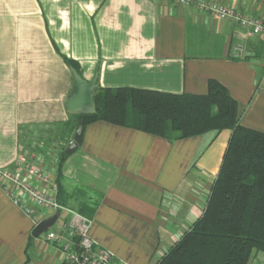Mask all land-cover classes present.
I'll return each mask as SVG.
<instances>
[{
	"label": "crops",
	"instance_id": "1",
	"mask_svg": "<svg viewBox=\"0 0 264 264\" xmlns=\"http://www.w3.org/2000/svg\"><path fill=\"white\" fill-rule=\"evenodd\" d=\"M217 1L264 15V0ZM238 43L244 51L234 57ZM63 56L101 88L205 94L217 79L238 102L240 123L264 132V43L238 23L171 0H0V167L33 150L51 175L58 149L72 143L74 79ZM231 133L168 140L90 123L63 165L66 207L102 197L90 218L98 246L116 264H156L205 213ZM33 229L0 187V264H67ZM250 264H264V254Z\"/></svg>",
	"mask_w": 264,
	"mask_h": 264
},
{
	"label": "trees",
	"instance_id": "2",
	"mask_svg": "<svg viewBox=\"0 0 264 264\" xmlns=\"http://www.w3.org/2000/svg\"><path fill=\"white\" fill-rule=\"evenodd\" d=\"M63 57L82 75L76 60ZM94 102L95 113L76 115L85 126L106 121L168 140L232 131L205 213L156 264H250L254 252L264 254V132L240 123L238 102L224 84L210 79L205 94L97 87ZM65 149L52 160L51 176L66 206ZM101 199L78 212L91 218Z\"/></svg>",
	"mask_w": 264,
	"mask_h": 264
},
{
	"label": "built area",
	"instance_id": "3",
	"mask_svg": "<svg viewBox=\"0 0 264 264\" xmlns=\"http://www.w3.org/2000/svg\"><path fill=\"white\" fill-rule=\"evenodd\" d=\"M171 1L179 6L196 7L221 20L234 21L245 30L247 37H260L264 43V15L245 14L217 0ZM243 51V44L234 45V57L241 56ZM0 187L31 218L34 227L59 213L53 226L41 236L59 247L67 264H116L115 254L99 247L90 236L91 219L58 200V186L36 153H22L13 168L0 167ZM62 211L69 214L68 219L60 217Z\"/></svg>",
	"mask_w": 264,
	"mask_h": 264
},
{
	"label": "water",
	"instance_id": "4",
	"mask_svg": "<svg viewBox=\"0 0 264 264\" xmlns=\"http://www.w3.org/2000/svg\"><path fill=\"white\" fill-rule=\"evenodd\" d=\"M73 79L74 88L72 94L66 101L68 111L78 115L92 114L96 112V105L94 102V94L97 88V76L93 80L87 81L75 68H70ZM84 120L78 119L76 131L72 143L65 149L66 155H71L78 150L83 142ZM59 213L43 219L36 225L32 231L34 237L41 236L49 228L53 226Z\"/></svg>",
	"mask_w": 264,
	"mask_h": 264
},
{
	"label": "rangeland",
	"instance_id": "5",
	"mask_svg": "<svg viewBox=\"0 0 264 264\" xmlns=\"http://www.w3.org/2000/svg\"><path fill=\"white\" fill-rule=\"evenodd\" d=\"M29 151H30L31 154H35V151H33V150H32V151L29 150ZM36 156H37V157H38V156L41 157V155H39V154H37V153H36ZM259 255H262V253H259Z\"/></svg>",
	"mask_w": 264,
	"mask_h": 264
}]
</instances>
